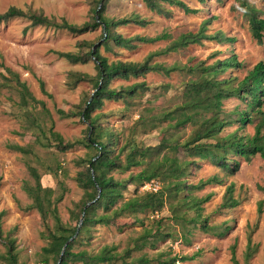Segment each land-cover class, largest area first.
I'll return each mask as SVG.
<instances>
[{"label":"rangeland","instance_id":"1","mask_svg":"<svg viewBox=\"0 0 264 264\" xmlns=\"http://www.w3.org/2000/svg\"><path fill=\"white\" fill-rule=\"evenodd\" d=\"M181 1L188 7L197 9V12L184 13L179 8L163 3L164 8L169 10V16L163 17L150 11L142 0H107L103 10L105 17L119 18L134 13L150 20L144 27L127 24L115 28V32L124 37L132 35L151 37L161 33H167L168 37L152 43H138L132 50L111 46L109 51H105L100 46L99 53L107 57L108 61L117 59L140 61L147 53L163 49L180 33L194 32L199 23L209 17L205 33L220 32L232 38L231 41L218 43L215 40H204L199 45L190 44L155 56L152 61L164 66L190 65L196 62L206 65L216 59L234 55L240 63L239 68H227L217 78L230 75L239 80L253 64L264 60V44H257L251 37L248 17L243 12L244 7L239 6V0ZM96 2L97 0H0V13L13 6L26 13L41 14L56 22L63 19L67 23L80 25L90 20ZM246 2L254 7L257 16L264 20V0ZM100 32L99 27L93 31L71 34L52 26H29L26 17H13L0 22V210L4 211L0 226L3 235L15 239L16 264H42L43 257L46 258L45 264H53V257L45 256L41 251V247L46 245V240L41 236L43 226L38 213L34 209H24L30 203V199L22 190V186L25 183L32 184L35 172L39 174L42 186L54 190L56 182L61 180L65 192L57 204L58 215L62 223L72 226L75 224V218L70 216L69 209L81 195V189L74 180L80 167H77L74 161L85 152L82 146H74L60 152L54 147L42 149L35 145L36 130L27 123L26 112L36 113V116L41 114L39 102H42L48 115L39 121L44 129L51 124L53 131L63 140L83 138L86 124L81 121L77 112L83 108L84 100L93 93V81H80L73 88H69L66 85L67 75L69 72L86 73L95 80L96 70L90 60L84 64H72L58 57L54 51H85L89 44L98 42ZM81 42L83 43L80 44ZM189 76V73L179 70L171 71L167 75L151 71L137 78L113 80L109 83L111 88L144 82L148 90L127 101L103 100L101 107L94 110L91 115L99 114L100 124L115 132L121 139L143 108L152 107L155 112L179 103L182 83ZM5 78L10 80L5 82ZM15 79L25 84L35 102L24 101ZM39 82L42 83V87ZM236 106L242 107V102L235 98L225 99L221 103L224 112H229ZM261 108L264 110V102ZM58 109L73 112L75 115L60 118L57 114ZM165 124L163 122L155 130L137 133L135 139L142 140L144 144H155L167 137H177L181 141L190 131V127L178 132L173 129H160ZM236 126L233 123L224 127L219 135L231 132ZM236 132L251 135L252 124H246ZM12 144L29 147L33 153L22 154L11 150L8 146ZM193 152L180 149L176 156L179 159L194 160L196 164L188 168L189 173L186 175L188 184H197L199 180L212 175L220 179L219 183L192 189L190 195L198 205L200 218H205L208 226L215 230L223 226L228 227L223 235L216 236L214 232L201 230L198 225L191 227L188 224L187 226L191 228L184 240L180 227L170 219L169 211L163 207L153 216L125 215L107 226L90 225L87 233L83 235L82 245L74 246L73 250L85 248L94 253L102 246H114V251L121 253L125 247L132 245V239L140 235L144 226L154 229L155 224H150L152 217H162L160 229L169 232L170 237L155 241L152 247L146 246L139 251H132L124 263L116 261L112 264H139L137 258L140 256L156 257L158 260L176 257L175 264H232L230 246H233L234 258L238 264H261L264 233V158L254 155L245 162L242 158L234 156L239 162V167L234 174L228 175L204 159L202 152L199 155ZM47 168H51L55 174L47 172ZM114 175L122 177L126 173ZM150 182H154L157 187L160 186L158 181ZM228 184H232L231 195L237 200V204L233 207H221L222 195ZM140 191L147 190L139 187L137 192ZM131 194L132 187L128 186L124 196ZM259 200L262 201L261 213L257 215L256 205ZM193 213L194 210H190L185 216L190 217ZM153 239L154 237L150 235L147 237L148 242H153ZM247 239L255 250L245 260ZM4 249L0 242V253ZM181 256L188 259L179 260Z\"/></svg>","mask_w":264,"mask_h":264},{"label":"trees","instance_id":"2","mask_svg":"<svg viewBox=\"0 0 264 264\" xmlns=\"http://www.w3.org/2000/svg\"><path fill=\"white\" fill-rule=\"evenodd\" d=\"M142 1L150 11L163 17L169 16V10L164 8L163 3L179 8L184 13L197 12V9L188 7L181 0ZM196 1L202 2L203 0ZM106 2L107 0H97L90 20L80 25L67 23L63 19L56 22L41 14L26 13L13 6L0 13V22L13 17H26L29 20V26H52L64 29L71 34L93 31L97 27L101 29L98 42L89 44L85 51H54L58 57L69 63L84 64L90 60L95 67V80L86 73L69 72L67 75L66 85L69 88H73L80 81H93L94 91L90 100L88 101L89 97L85 99L83 108L77 112L81 121L86 124L83 138L63 140L57 132L53 131L51 124L44 129L39 121L48 115L42 102H39L41 114L36 116V113L26 112L27 123L36 130L34 138L35 145L38 147L42 149L54 147L60 152L74 146H82L85 149L83 156L74 161L75 165L80 167L76 171L74 180L77 187L81 189V195L69 209L70 216L75 218V224L72 226L62 223L58 215L57 204L62 200L65 192V186L61 180L56 182L54 190V188L42 186L39 174L35 172L32 176V184L25 183L22 186V190L30 199V203L24 209H34L38 213L43 226L41 236L46 240V245L41 247V251L45 256L53 257V264H112L116 261L124 263L131 256L132 251H139L146 246L152 247L155 241L171 236L169 232L160 229L162 217H152L150 224H155L154 229L144 226L140 235L132 239V245L125 247L121 253L115 252L114 246H102L94 253L85 248L75 250L73 248L76 245H82L83 235L87 233L90 225L107 226L110 222L125 215L149 214L153 216L155 213L158 214L163 207L169 211L170 219L180 227L184 240L190 228L197 225L205 232H214L216 236L223 235L228 227L223 226L215 230L208 226L206 219L200 218L198 205L190 195L192 189H200L206 184L219 183L220 179L212 175L199 180L197 184H188L186 182L188 168L196 164L194 160L179 159L176 156L177 152L180 149L194 151L195 155L202 152L204 159L228 175L234 174L239 167V162L234 156L242 158L245 162H248L254 155L264 158V110L261 108L264 102V60L253 64L239 80L230 75L217 78L227 68H239L240 63L234 55L216 59L206 65L196 62L190 65L164 66L152 61L155 56L184 48L190 44L199 45L204 40H215L218 43L231 41L232 38L220 32L205 33L210 21L208 17L199 23L194 32L180 33L163 49L147 53L140 61L119 59L108 61L107 57L99 53L100 46L105 51H109L111 46L132 50L138 43L163 40L168 37V34L161 33L151 37L122 36L114 29L127 24L144 27L150 23V20L134 13L119 18L105 17L103 10ZM239 6L244 7L243 12L248 17L251 37L257 44H264V20L257 16V10L248 5L246 0H239ZM174 70L190 74L189 78L182 83L179 94L180 102L155 112L152 107L143 108L128 129L129 133L127 131L121 139L115 132L100 124L99 114L91 115L94 110L101 107L103 100L127 101L148 90L144 82L111 88L109 87L111 81L137 78L151 71L167 75ZM7 71L14 75L9 70ZM9 80L10 78H5L4 81ZM14 81L24 101L35 102L25 84L16 79ZM39 85L42 87L41 82ZM228 98L240 100L242 107L236 106L231 111L224 112L221 109V103ZM57 114L60 118L75 115L73 112H64L60 109L57 110ZM163 122L166 124L160 129H173L178 132L185 127H190V131L181 141L177 137H167L155 144H144L142 140L135 139L137 133L155 130ZM233 123L237 125L234 130L219 135L224 127ZM246 124H252V134H238L237 129ZM8 148L22 154L33 153L31 148L17 144L9 145ZM47 172L55 174L51 168H47ZM124 173L126 175L122 177L114 175ZM152 180L160 183L155 192H137L139 187ZM128 186L132 187V194L124 196ZM97 189L99 193L96 197ZM231 194L232 184H228L222 195L221 207H233L237 204V200H234ZM261 204L262 201L259 200L256 205L257 215L261 213ZM190 210H194L193 215L186 217L185 213ZM3 212L0 210V222ZM79 219L81 221L75 233ZM140 221L143 222L142 218ZM188 224L191 227H188ZM149 235L154 237L153 242L147 241ZM71 236H73L72 239L67 242ZM0 242L5 248L0 253V262L16 264L15 239L12 236L3 235L1 226ZM65 242L62 254L59 255ZM254 250L255 247L251 246L247 239L244 250L245 260ZM229 251L231 263L238 264L234 258L233 246H230ZM156 259V257L140 256L137 262L139 264H175L176 257L167 260ZM185 259L188 257H179V260ZM41 263H46L45 257L41 259ZM261 264H264V233Z\"/></svg>","mask_w":264,"mask_h":264},{"label":"built area","instance_id":"3","mask_svg":"<svg viewBox=\"0 0 264 264\" xmlns=\"http://www.w3.org/2000/svg\"><path fill=\"white\" fill-rule=\"evenodd\" d=\"M141 188L147 191L155 192L159 187H157L154 182H148L141 186Z\"/></svg>","mask_w":264,"mask_h":264},{"label":"water","instance_id":"4","mask_svg":"<svg viewBox=\"0 0 264 264\" xmlns=\"http://www.w3.org/2000/svg\"><path fill=\"white\" fill-rule=\"evenodd\" d=\"M91 95H92V94H91ZM91 95L89 96L88 101L90 100ZM98 193H99V189H97V195H96V197L98 196ZM80 221H81V219H79V221H78V223H77V226H76V229H75V233H76L77 230H78V226H79V224H80ZM73 236H74V235H73ZM73 236H71V237L67 240V242H68L69 240H71ZM65 244H66V242L63 244V246H62V248H61V251H60V254H59V255L62 254V251H63V249H64Z\"/></svg>","mask_w":264,"mask_h":264}]
</instances>
